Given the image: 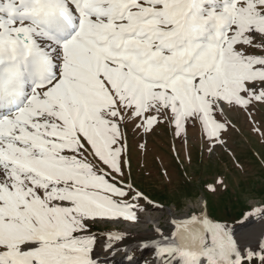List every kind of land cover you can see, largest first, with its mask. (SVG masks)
<instances>
[{"label":"snow or ice","instance_id":"6c2138e0","mask_svg":"<svg viewBox=\"0 0 264 264\" xmlns=\"http://www.w3.org/2000/svg\"><path fill=\"white\" fill-rule=\"evenodd\" d=\"M162 132L191 206L148 190ZM190 135L244 177L233 143L257 142L264 170V0H0V264H264V192L210 212L229 183L194 185Z\"/></svg>","mask_w":264,"mask_h":264},{"label":"rangeland","instance_id":"374dc122","mask_svg":"<svg viewBox=\"0 0 264 264\" xmlns=\"http://www.w3.org/2000/svg\"><path fill=\"white\" fill-rule=\"evenodd\" d=\"M245 135L247 134L245 133ZM168 143V137L163 132L149 141L150 150L144 158V162L149 168L153 169L154 177L148 181V190L153 196L169 206H191L189 201L181 202L176 199L177 190L183 187L182 170L171 159L167 149ZM189 144L192 149V163L189 166V171L195 177L194 185L201 186L207 177L216 172L224 173L229 183L227 192H222L216 196L205 193L208 196L210 212L214 215L227 216L229 219H240L243 213L250 209L264 192V170L261 169L260 162L253 151V149L261 147L259 143L253 142L251 148L246 143H233V147L237 149V154L248 173L247 177L242 176L230 165L225 170L227 157L222 152L218 153L214 160L205 159L202 161L199 154L198 140L194 135H190ZM157 155L164 157V163L172 172L173 179L170 185L161 186L155 180V169L159 167V161L154 158ZM196 195L198 196L199 193H196ZM151 218L159 219V221L154 224ZM156 225L162 229H167V217H146L139 225H120L119 227L132 233L133 235L128 238V243H135ZM137 255L141 254L137 253Z\"/></svg>","mask_w":264,"mask_h":264},{"label":"bare ground","instance_id":"6f19581e","mask_svg":"<svg viewBox=\"0 0 264 264\" xmlns=\"http://www.w3.org/2000/svg\"><path fill=\"white\" fill-rule=\"evenodd\" d=\"M151 221H153L154 222V224H156V222H158L159 221V219H154V218H151ZM138 258L140 259V262H141V264H144V261L146 260V259H144V258H142V257H140V256H138ZM117 259H119V258H117Z\"/></svg>","mask_w":264,"mask_h":264}]
</instances>
